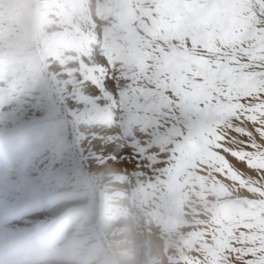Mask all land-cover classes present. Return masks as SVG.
Wrapping results in <instances>:
<instances>
[{
  "label": "rangeland",
  "instance_id": "obj_1",
  "mask_svg": "<svg viewBox=\"0 0 264 264\" xmlns=\"http://www.w3.org/2000/svg\"><path fill=\"white\" fill-rule=\"evenodd\" d=\"M89 1L0 0V96L6 98L0 104V264H49L50 258L64 259L69 254L79 252L77 248V251H71L69 246L75 241L84 240V246H91L94 254L90 259L92 263L86 264H124L126 261L137 264L146 261L145 256L141 257L140 251L145 246L140 216L145 210L141 207L142 199L138 192L134 191L135 185L140 187V181L137 172L131 170V164L137 160H146L148 156L143 152L142 142L149 141L150 137L141 127L138 130L133 127L137 123L126 108L122 95L128 85L115 89V94L120 98L116 122L122 123L125 131L122 130L116 139L109 136V144L100 137H90V141L98 139L95 141L98 145L105 143V147L92 146L95 149L111 151L116 148L117 141H123V146L130 151L118 154L114 164L118 175L107 179L101 173V165L95 166L92 171L84 166L81 148L88 150V143L85 140L79 144L75 130L84 126L86 135H90V130H87L91 129V125H87L90 120L102 131L106 130L105 119L108 114L105 108L108 96L105 94L97 97L88 106L85 103L79 105L75 97V83H72L69 76L58 80L48 72V68L55 62L60 66L80 63L86 67L83 60L86 48L79 44L80 41L84 43V40L77 39L76 36L95 28L103 16L110 18L114 14L116 26L104 22L106 26L103 25V30L108 36L101 42L102 45L95 44L94 40L87 42L100 47L101 51L98 52L103 53V60L107 59L104 55L106 53L109 54V59H112L111 54H122L131 36H127L125 29L131 23V11L127 12L121 7L112 9L114 3L110 9H104L99 5L96 7L86 4ZM84 8L94 9V15L88 17ZM78 11L83 12L82 17L77 16ZM64 51L73 56L61 62ZM100 64V67L107 70V62L102 61ZM108 72L111 71H105ZM70 84L72 86L68 88ZM145 135L148 136L147 139L144 138ZM66 156L70 159L64 161ZM93 163L97 161L91 160V164ZM65 167L76 168L77 173L64 175ZM77 179L84 180L85 184L80 191H72ZM157 181L159 186H155L156 190L147 197H152L149 200L153 208L148 212L150 216L155 214L154 207H161L165 203L162 202V197L168 184L162 179ZM191 182L193 180L189 178L183 181L185 191ZM49 191L56 195L54 199L49 198ZM69 191L74 192V195ZM218 191L222 193V198L228 196L224 184L220 183ZM41 195L44 199H38ZM191 198L187 201L188 206L196 211ZM50 199L52 202L48 203ZM42 201H46L43 209L39 208L38 203ZM91 201H100L101 208L83 207V211L76 208ZM206 201L210 200L204 199L202 203ZM118 203L122 206L116 208ZM68 205L75 208L69 210L65 219L60 217L62 219L49 222L36 220L60 206L66 208ZM108 208L115 212L113 218L107 217ZM197 211L200 209L197 208ZM211 213L205 210V219L192 227L199 228L198 232L201 233L212 219ZM187 215H192L193 218L196 216L194 213ZM150 216L152 224L159 226L158 219L155 221ZM129 221L130 233L135 234V238L128 245L120 247L119 231ZM173 227L174 224L159 227L161 241L165 244V248L161 250L164 256L176 254V250L168 247L169 243L176 241L173 236L179 235ZM140 236L143 237L142 241H139ZM127 250L131 251L132 256ZM177 256L174 255V258L178 259ZM164 258L168 262V257ZM57 264L74 263L67 261Z\"/></svg>",
  "mask_w": 264,
  "mask_h": 264
},
{
  "label": "snow or ice",
  "instance_id": "obj_2",
  "mask_svg": "<svg viewBox=\"0 0 264 264\" xmlns=\"http://www.w3.org/2000/svg\"><path fill=\"white\" fill-rule=\"evenodd\" d=\"M129 2L134 32L122 54L104 55L150 137L142 171L164 170L180 145H202V174L228 196L194 242L193 264H264V0H231L221 23L192 14L170 27L160 0Z\"/></svg>",
  "mask_w": 264,
  "mask_h": 264
},
{
  "label": "bare ground",
  "instance_id": "obj_3",
  "mask_svg": "<svg viewBox=\"0 0 264 264\" xmlns=\"http://www.w3.org/2000/svg\"><path fill=\"white\" fill-rule=\"evenodd\" d=\"M128 2L129 0H90L89 3L87 2L86 4H93L96 7L99 5L101 6V8L110 9L112 3H114L112 9L116 10L121 7L127 12H130L131 9L128 8L130 7ZM160 2L162 6L160 23L167 27H170L178 23L184 16L192 15V14H195L197 16L198 21L201 24L221 23L227 20L228 18H230L234 14V8L232 7L231 0H207V2H205V0H160ZM83 10H85L86 15L88 17L94 15V9L89 10L84 8ZM77 16L82 17L83 12L78 11ZM102 19L99 21V24L95 26V28L91 29L90 31H85L82 34L76 36L77 39L79 38L84 40V43L80 41L79 44H81V46H84L86 48V57L83 59L84 62H86V67L81 66L80 63L79 64L72 63L68 66H60L59 63L55 62L52 67L48 68V72L55 79L58 80H63L64 77L69 76V78L72 80V83H75L74 86L76 93L75 97H77V102L79 105L85 103V106H88L93 104L96 101L97 97L100 98L105 94L108 96L107 97L108 104L107 107L105 108L106 113L108 114L107 118L105 119L106 130L102 131L99 126H95V124H93L92 121L90 120V122H88L87 125H91V129H88L86 127L87 130H90L91 132L89 133L90 135H86V131L83 130L85 128H83L84 126H82L81 128L79 127L76 128L75 136L78 138L79 144L87 140L89 149L84 151V148L83 147L81 148V153L83 155L82 156L83 163L84 166H86L87 170L92 171L95 166L101 165L100 169L102 175L105 178L110 179V178H116L118 175V174L116 175V170H114L115 169L114 164L117 162L118 154L122 155L124 153H130V151L123 146L124 143L123 141L122 142L117 141L115 146L116 148L111 151L109 150L106 151L103 149H95L92 146L105 147V143L98 145L97 143H95V141L98 139L90 141V137L93 136H95V138L100 137L105 141H107L106 144H109L111 140H109L108 137L112 136L113 137L112 139H116L119 133L123 130L125 126L123 125L124 126L123 127L121 125L122 123L120 124L116 122L117 116H119V113L117 112V107L120 104L119 103L120 98H118V95L115 94L117 93L115 89L127 86L128 82L122 79L119 74L111 73V72L108 73L104 72L103 74H99L98 72V69H100L101 68L100 66H102L100 62L102 61L107 62V59L103 60V53L98 52L101 51L100 47L98 46L95 47L91 43L88 44L87 41L92 42V40H94L93 42L95 44L96 43L101 44L104 38L108 36L103 30L104 26H106V24H112L116 26L117 24L114 14H112L110 18H106L103 16ZM125 29H127L126 31L128 33L127 36L132 35L134 32L132 23H130ZM70 56L73 55L70 53L66 54V51H64L61 57V62L62 60L63 61L68 60ZM71 86L72 84H70L68 88H70ZM69 95L72 96L71 93ZM105 100L106 99H104L103 103H105ZM133 127H135V130L136 128L137 130L138 128H140L138 124L134 125ZM147 137H148L147 135L144 136V138L146 139ZM142 143H143L142 144L143 152L145 155L148 156L149 141L143 140ZM177 151L180 153L179 156H176L174 158V163L169 161V164L166 165L164 170H152L149 172H144L142 171L143 168L148 167V165L145 164L144 161L142 162V160L134 161V163L131 164V170L133 172L134 171L137 172L138 174L137 177L139 178L140 181L139 182L140 187L137 188L135 185L134 191L138 192L140 199H142L141 207H143L145 210V213L140 215L142 218L143 233H145V246L142 247L140 251L142 253L141 257L145 256L146 261H142L141 263L137 262V264H145L144 262H146V264H193L195 254L192 251V248L194 247V242L197 241V237L199 235L198 232L199 228L195 226L192 227V225L199 224V221L205 219V217L207 216V214H204L205 210H207L208 212H212L211 214H214V212L217 210V207L219 205L218 203L222 198V193L220 194L218 191L220 182L209 179L208 175L202 174L201 168L203 161L201 164H197V159H201L202 157L206 156V151L204 147L199 143L190 142L188 144L178 146ZM68 159H70V157L66 156L63 160L66 161ZM91 160H95L97 161V163L91 164ZM259 163L264 164V161ZM183 164L186 166V168L185 166H183ZM76 173H77L76 168L69 169L65 167L63 174L65 175V174H76ZM171 175H173L174 178H172ZM229 175L232 176L233 179H235V176L231 172V170L229 171ZM187 178L193 180V183L191 182L192 184L187 185L188 189L187 191H185L183 181H185ZM160 179H162L166 184H168V186L164 188L165 194L162 197V202L165 201V203H162L161 207L158 206L156 208L154 207V210L156 209L155 214L153 213V215L150 216L149 215L150 213L148 212L152 211L153 208H151V204L149 200H151L152 197L151 199L147 197H149L152 194L153 190H156L155 186L156 187L159 186L157 180ZM76 183H77L76 187L72 189V191H77L83 188L85 184L84 180L81 181L78 179ZM194 184H197V186H195ZM230 186L232 188L235 187L234 184H231ZM56 191L58 192L57 188ZM48 193H50V191ZM70 194L74 195V192H71ZM41 196L42 197L38 199H44V196L43 195ZM48 196L49 198L52 199L56 197L55 194H51V193ZM190 197H192L191 203L196 207V211H193L188 206L187 201ZM52 199H50L48 203L52 202ZM204 199H209L210 201H206L202 203ZM99 202L91 201L81 207L79 206L76 208L78 209V211H83V209H86V207L100 209L101 204ZM38 203H40L39 208L43 209V206H45L46 201H42ZM120 206L122 205L118 203L116 208ZM60 207H58L57 210L47 215L40 216L36 220H39L40 222L41 221L49 222V220H54V219H62V218L65 219L69 210L75 208V206H71V205L66 206V208H60ZM197 208L200 209L199 212L197 211ZM111 211L112 210L110 208L107 209V217L113 218L115 212L114 211L111 212ZM187 213H191V214L194 213L197 216V218L196 216H194L193 218L192 215L189 216L187 215ZM147 214L152 219L154 218L155 221H157L158 219L159 226H154L152 222L149 220V216ZM172 224L175 225V227L173 228L177 232H179V235H177L176 237H174L175 235L173 236V239L175 238L174 240L176 241L169 243L168 247H170V249L173 248L174 250H176V252H174L176 254H167L164 256L162 255L163 252H161V250L165 248L164 247L165 244H163L161 241V236H160L161 234L159 233V227H163L164 225L170 226ZM130 229L131 226L129 221L128 223L124 224L123 228H121V230L119 231L120 234L119 238L121 241L119 242L118 245L120 247H123L125 244L128 245L129 241L132 238H135V234L130 233ZM142 240L143 237L140 236L139 241ZM84 244H86V240L75 241L71 243V245L69 246L71 251L74 249L76 251L77 249L80 251L75 253L72 252L73 254L67 255V257H65L64 259L60 257L53 259L50 258L51 263L49 262V264H57L58 262L67 263V261L74 264H86L87 262H91L92 260L90 259H92L91 257L94 255L91 252V249L93 250V248L91 246L85 247ZM64 247H66V245H64ZM127 251L129 255L132 256L131 251L130 250ZM174 255H178L179 258L175 259ZM166 256L168 257L167 259L168 262H166V259L164 258ZM123 263L134 264V261H129V262L126 261Z\"/></svg>",
  "mask_w": 264,
  "mask_h": 264
}]
</instances>
